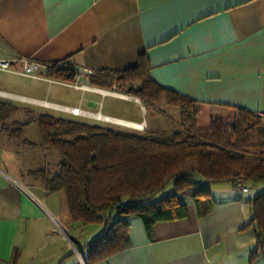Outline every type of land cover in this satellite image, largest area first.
Segmentation results:
<instances>
[{
    "label": "crops",
    "instance_id": "obj_1",
    "mask_svg": "<svg viewBox=\"0 0 264 264\" xmlns=\"http://www.w3.org/2000/svg\"><path fill=\"white\" fill-rule=\"evenodd\" d=\"M141 51L156 83L208 103L203 111L264 113V0H0V59L15 69L28 59L38 76L0 69V103L18 107L0 120V142L17 140L5 132L37 114L87 118L65 107L115 124L159 126L92 108L111 97L137 102L147 113L139 98L88 81L92 72L134 65ZM63 61L76 71L71 82L47 74L48 65ZM53 84L79 91L77 101L63 103L57 91L51 98ZM3 163L0 158V264H264V250L251 255L257 249L247 225L251 197L244 200L250 187L211 184L209 212L199 215L189 202L186 216L155 222L150 235L140 218L130 217L127 246L89 262L85 244L103 225L73 221L62 191L47 193L37 179L23 181Z\"/></svg>",
    "mask_w": 264,
    "mask_h": 264
},
{
    "label": "trees",
    "instance_id": "obj_2",
    "mask_svg": "<svg viewBox=\"0 0 264 264\" xmlns=\"http://www.w3.org/2000/svg\"><path fill=\"white\" fill-rule=\"evenodd\" d=\"M149 69L146 53L141 51L134 65L92 72L88 81L139 98L145 107L164 104L176 108V128L128 130L46 113L17 122L5 132L22 144L34 145L22 138V129L25 123L35 122L40 148L57 153L53 171L43 166L27 174L47 193H64L73 221L103 225L100 235L85 244L89 262L127 246L130 217L140 218L150 235L155 222L186 216L189 202L199 215L209 212L214 204L211 184L230 182L247 188L264 182V119L236 108L234 122L216 117L201 127L197 118L208 103L159 85ZM47 74L71 82L76 71L63 61L48 65ZM17 110L0 103V120ZM171 181L172 193L156 197ZM249 204L247 225L254 228V256L258 249L264 250V189L252 196Z\"/></svg>",
    "mask_w": 264,
    "mask_h": 264
},
{
    "label": "rangeland",
    "instance_id": "obj_3",
    "mask_svg": "<svg viewBox=\"0 0 264 264\" xmlns=\"http://www.w3.org/2000/svg\"><path fill=\"white\" fill-rule=\"evenodd\" d=\"M59 92L62 94V97H57L61 99L63 103L67 104H74L73 102L77 101L80 92L72 90L71 87L66 86H60L57 84H53L50 87V97L54 98V93ZM56 98V97H55ZM102 103L101 105H97L96 107H92L93 110L100 109V111L105 113H112L118 116H124L135 120H146L147 122H150L148 124L151 125H159L166 129H172L177 127V109L173 107L166 106L164 104L161 105H154V107L149 108L147 107V113L146 109L143 110L137 102H134L132 100L129 101H123L118 100L116 98L111 97H104L101 99ZM203 108H201V112L198 116V124L201 127H207L208 122L210 118H216L214 116L212 111H203ZM203 111V112H202ZM53 112V111H52ZM59 115H64L63 112L57 111L54 112ZM153 113V115H151ZM95 116V114H94ZM152 116V117H151ZM236 116L232 115L231 112H228L223 117H221L224 121L227 122H234ZM90 118V119H89ZM24 119V116L23 118ZM105 121L102 119H97L92 117H87L86 120L94 121ZM151 119V120H150ZM108 123H111L114 127L120 128V129H128V130H141L143 128H136L128 125H122V124H115L114 122L105 121ZM99 123V122H98ZM104 123V122H100ZM22 138L27 139L34 145L39 144L40 142V134L37 128L36 123L31 124L29 127L24 129V132L22 133ZM12 143V146L10 145ZM34 145H25L22 144L18 140H13L11 142L4 143L0 142V158L5 161L4 166L6 168H10L11 170L17 171L19 176H21V180L28 181L34 177L29 176L27 174L28 170H34L43 166L48 167L50 170H54L53 168H56V161L58 159L57 153L55 152H43L39 147H35ZM6 146V147H5ZM53 154L54 156H51ZM13 155V156H12ZM9 161V162H6ZM251 184L249 183V186ZM261 185L264 186V182L256 184V186H250L249 190L244 192V200L247 203V199L249 197L254 196L256 193L260 192L262 190ZM173 191V185L172 181L167 183V185L161 190L159 193H157L156 197H162L166 196ZM223 195V193H220ZM218 195H214V199L216 201H219L220 197ZM101 233V232H100ZM100 233H97L92 239L96 238L100 235ZM86 236V235H85ZM91 239V240H92ZM89 240V242L91 241Z\"/></svg>",
    "mask_w": 264,
    "mask_h": 264
},
{
    "label": "built area",
    "instance_id": "obj_4",
    "mask_svg": "<svg viewBox=\"0 0 264 264\" xmlns=\"http://www.w3.org/2000/svg\"><path fill=\"white\" fill-rule=\"evenodd\" d=\"M0 69L4 71H14L22 75H26V76L38 77L36 75L37 66L34 63L30 62L28 59H24L22 61L21 68L19 69L13 68L11 61L6 60V59H0ZM83 72H87V71H83ZM61 109L69 112L70 114L74 116H83V117H92V118L101 119V118L95 117L93 112L84 111L78 107H69V108L65 107ZM258 116L264 119V113H258ZM102 120L107 121L106 119H102ZM242 189H246V187L243 186Z\"/></svg>",
    "mask_w": 264,
    "mask_h": 264
},
{
    "label": "bare ground",
    "instance_id": "obj_5",
    "mask_svg": "<svg viewBox=\"0 0 264 264\" xmlns=\"http://www.w3.org/2000/svg\"><path fill=\"white\" fill-rule=\"evenodd\" d=\"M100 117V115H97ZM109 119V118H107ZM113 120V119H111ZM113 121H117V122H120V123H123L125 125H129V126H132V127H136V128H143L144 127V123H136V122H129V121H120V120H113Z\"/></svg>",
    "mask_w": 264,
    "mask_h": 264
}]
</instances>
